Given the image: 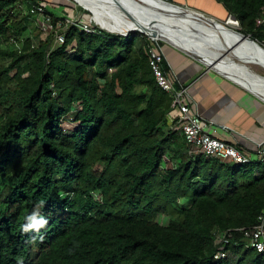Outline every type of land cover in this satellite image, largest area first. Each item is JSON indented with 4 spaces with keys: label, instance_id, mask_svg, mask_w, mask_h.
<instances>
[{
    "label": "trees",
    "instance_id": "obj_1",
    "mask_svg": "<svg viewBox=\"0 0 264 264\" xmlns=\"http://www.w3.org/2000/svg\"><path fill=\"white\" fill-rule=\"evenodd\" d=\"M213 1L263 47L264 0ZM47 2L0 0V264H264L241 237L264 210V163L191 156L146 36L29 37L23 7L55 28ZM217 232L233 239L219 261Z\"/></svg>",
    "mask_w": 264,
    "mask_h": 264
},
{
    "label": "built area",
    "instance_id": "obj_2",
    "mask_svg": "<svg viewBox=\"0 0 264 264\" xmlns=\"http://www.w3.org/2000/svg\"><path fill=\"white\" fill-rule=\"evenodd\" d=\"M46 8L42 4L32 6L29 14L34 16L41 30L51 34L55 28L52 25V18L46 15ZM47 12V11H46ZM232 18V17H231ZM229 19V18H228ZM92 21L75 24L85 34H95L97 28L92 27ZM235 27L240 28L239 22L233 18ZM72 22L66 21L65 26H75ZM255 27L264 32V9L255 20ZM65 41L64 35L55 38V44L62 46ZM148 64L152 71L156 86L171 98L170 110L172 114L167 115L169 129L173 133L183 136L186 145L190 148L193 157L202 156L207 159L219 162L231 163L234 165H247L254 161L241 152L236 146L227 144L214 137L215 131L212 125L205 122L201 116L191 111L187 101V89L181 85L176 86L173 73L166 64L163 45L159 41L152 40L146 51ZM209 130H212L210 132ZM260 162L264 161V146L257 149ZM242 244L245 249L252 250L257 254L264 255V210L257 217L256 226L253 230L244 231L241 234ZM232 236L217 232L214 239L216 253L213 256L215 261L223 260L227 256L226 248L232 243Z\"/></svg>",
    "mask_w": 264,
    "mask_h": 264
},
{
    "label": "bare ground",
    "instance_id": "obj_3",
    "mask_svg": "<svg viewBox=\"0 0 264 264\" xmlns=\"http://www.w3.org/2000/svg\"><path fill=\"white\" fill-rule=\"evenodd\" d=\"M71 1L89 11L90 17L93 18L90 20L101 30L117 35L126 32L127 27L124 25L126 20L120 21V17L115 14L114 6L109 0ZM113 1L120 5L125 4L123 0ZM131 1L150 2L152 0ZM156 6L165 9L161 4L156 3ZM167 12L171 14V17L167 16L168 20L164 19L163 21L175 23L179 27V31L173 32L163 24H155L165 46L194 57L202 65L213 68L218 74L236 82L264 101V79H261L264 77L254 73L246 65L251 64L264 70V54L256 46L238 41L239 37L231 32L233 31L231 28L235 27L232 21L222 28L212 22L206 23L201 18L199 20L190 19L188 16H182L175 12ZM131 29L133 30V28ZM232 46V51H228ZM218 57L220 59H217Z\"/></svg>",
    "mask_w": 264,
    "mask_h": 264
},
{
    "label": "crops",
    "instance_id": "obj_4",
    "mask_svg": "<svg viewBox=\"0 0 264 264\" xmlns=\"http://www.w3.org/2000/svg\"><path fill=\"white\" fill-rule=\"evenodd\" d=\"M179 1L175 2L179 6H197L196 2L188 5ZM163 53L176 86L187 89L191 111L212 125L216 139L236 146L257 162V149L264 146V102L224 77L208 72L201 63L174 48L164 46Z\"/></svg>",
    "mask_w": 264,
    "mask_h": 264
},
{
    "label": "water",
    "instance_id": "obj_5",
    "mask_svg": "<svg viewBox=\"0 0 264 264\" xmlns=\"http://www.w3.org/2000/svg\"><path fill=\"white\" fill-rule=\"evenodd\" d=\"M109 1L111 4H113L114 12L118 17H120V19H121L120 21L124 22V20H126L124 25H126V27H127V29H125L126 30L125 33H123L121 35H117V34H113V35L120 36V37H127L129 35L141 34V35H144L151 40L159 41L163 45H164V43L160 39L161 36L158 34L159 32H158L157 27L155 25L156 23L161 24V25L163 24L170 31H173V32H176V30L179 31V27L175 23H173L171 21L170 22H168V21L164 22L163 21L164 19L168 20L167 16L171 17L170 16L171 14L168 13L167 11L175 12L177 14H181L182 16H188L190 19L194 18V19L199 20V18H201L206 23L212 22V23L216 24L217 26H221L222 28H225V26H227V23L229 21L233 22V18H231L230 16H228L226 14L224 24H222L221 21L216 20L213 17L207 16V15L203 14L202 12L196 11L192 8L179 6L174 1H173V3H168V2L163 1V0H152L150 2H144V1H141V2L133 1L132 2L131 0L130 1L123 0V2L125 3V4H123L124 6L118 4L116 1H113V0H109ZM71 2H73V1H71ZM73 3L75 5L81 7L78 3H76V2H73ZM156 3L164 6L165 9L164 8H162V9L158 8L156 6ZM81 8L85 12H87L89 15H91V13L89 11H87L85 8H83V7H81ZM174 17H176V16H174ZM176 18L178 19V17H176ZM90 19H93V18L90 17ZM89 21H91V20H89ZM131 28H133V30ZM101 31H103V30H101ZM229 31H231V30H229ZM103 32L109 33L107 31H103ZM231 32L239 37L238 41L247 42L248 44H252V45L256 46L258 48V50L264 54V48L261 47L259 44H257L255 41H253L249 36L241 35L235 31H231ZM109 34H112V33H109ZM165 47H167V46H165ZM232 48H233V46L229 47L228 51H230ZM231 53H233V52H231ZM184 55L187 56L188 58H190L191 60L198 62L194 57L187 55V54H184ZM220 57H218L217 59H220ZM217 59H216V61H217ZM203 66L206 68V70L208 72L210 71V72H214V73L218 74L213 68H210V67L205 66V65H203ZM218 75H220V74H218ZM220 76L224 77L222 75H220ZM224 78L233 82L234 84L240 86L244 90L248 91L247 89H245L241 85L237 84L236 82H234V81H232L226 77H224ZM261 79H264V78H261ZM248 92L251 93L250 91H248ZM257 98L259 99V97H257ZM262 102H264V101H262Z\"/></svg>",
    "mask_w": 264,
    "mask_h": 264
},
{
    "label": "rangeland",
    "instance_id": "obj_6",
    "mask_svg": "<svg viewBox=\"0 0 264 264\" xmlns=\"http://www.w3.org/2000/svg\"><path fill=\"white\" fill-rule=\"evenodd\" d=\"M48 4H45L48 9L52 12L54 19H57V23L55 25V30L49 34L46 35L40 28V26L38 25L36 19L34 16H31V20H30V24H29V37H33V35H38L39 39L41 41L46 40L49 36L52 37L50 38L53 42L54 47H56L57 45L55 44V38L58 35H65L66 31L68 30V28L70 26H65L66 21L72 22L73 25L75 24H79L80 22H89L90 20V15L77 5H75L73 2H71L70 0H58L57 4L54 5L53 0H47ZM170 3L176 2V3H180L179 0H170ZM184 3H187L188 5H195L194 2H200V3H204V8L200 7V6H191L193 7V9H195L196 11L202 12L203 14L207 15V16H212L214 18H216L217 20L221 21L222 24H224V19L226 17V13L224 10L220 9V6L218 4H216L215 1L213 0H193V1H189L187 0V2H185V0H183ZM193 2V3H191ZM214 5H218L219 8L215 7L212 9V11L209 10V8H212ZM69 8V9H68ZM30 10V9H29ZM29 10L25 7H23V11L27 14L29 13ZM223 21V22H222ZM93 28H97L98 30L101 31V29L99 28V26H97L94 22L91 23ZM79 27V26H78ZM233 31L237 32L238 28L236 27H232L231 28ZM149 39V38H148ZM151 40V39H150ZM258 44V43H257ZM164 46V45H163ZM264 47V44H263ZM251 71H253L254 73L258 74L261 77H264V70H262L261 68L251 65V64H246ZM62 126L64 129H73L74 127H76V124L71 123V120H64L62 122ZM255 162V161H254ZM264 163V161L262 162ZM96 197V196H95ZM97 199H99V197H96ZM157 222L160 223L161 225H165L167 222V219L160 216L157 218Z\"/></svg>",
    "mask_w": 264,
    "mask_h": 264
}]
</instances>
